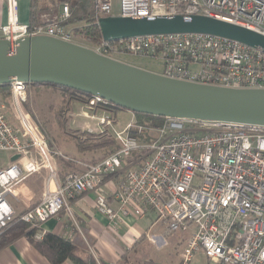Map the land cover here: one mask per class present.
<instances>
[{
    "label": "built area",
    "instance_id": "1",
    "mask_svg": "<svg viewBox=\"0 0 264 264\" xmlns=\"http://www.w3.org/2000/svg\"><path fill=\"white\" fill-rule=\"evenodd\" d=\"M7 3L0 38L49 35L77 42L65 24L70 17L67 3L55 20L45 23L21 22L18 0ZM113 3L95 0L97 20L207 15L264 35V0H119L118 12ZM91 48L121 61L122 54L153 58L161 62V74L176 79L264 88V51L236 39L205 33L151 34L102 40ZM33 87L16 79L8 87L0 85V151L11 157L19 154L0 168V234L12 221L21 220L40 239L46 233L44 223L62 212L75 224L72 201L93 193L96 211L114 228L126 217L154 214L164 225V237L186 234L181 264H189L199 252L210 264H264V125L169 116L153 125L135 116L118 130L108 111L97 117V128L88 131H106L119 147L88 163L57 148L27 109ZM109 103L91 96L86 108L96 111ZM73 162L75 168L61 167ZM40 173L43 187L37 191L26 180ZM146 235L156 244V235Z\"/></svg>",
    "mask_w": 264,
    "mask_h": 264
},
{
    "label": "water",
    "instance_id": "2",
    "mask_svg": "<svg viewBox=\"0 0 264 264\" xmlns=\"http://www.w3.org/2000/svg\"><path fill=\"white\" fill-rule=\"evenodd\" d=\"M104 41L171 33L236 39L264 51V35L207 15L98 20ZM54 84L98 96L132 112L264 125V88H232L168 77L49 35L0 38V85L13 80ZM19 157H11L14 161Z\"/></svg>",
    "mask_w": 264,
    "mask_h": 264
},
{
    "label": "crops",
    "instance_id": "3",
    "mask_svg": "<svg viewBox=\"0 0 264 264\" xmlns=\"http://www.w3.org/2000/svg\"><path fill=\"white\" fill-rule=\"evenodd\" d=\"M18 2L19 20L23 23H27V20L31 21V0H18ZM7 5V0H0V35L1 27L8 19ZM86 107L87 102L70 100L69 115L65 122L77 130L90 133L89 128H97V117L110 110L103 108L92 111ZM93 112L95 117H92ZM119 113L130 114L129 121L135 117L134 112L128 109H118L114 113L115 122ZM61 164L63 170L70 167L68 163ZM38 177L40 185L35 181ZM43 177V173L35 174L26 182L31 186L30 188L41 191ZM94 197L93 193H83L72 201L75 224L65 212H62L58 217L48 219L43 225L44 230L64 238L84 240L94 257L104 264H181L182 251L187 240L186 234L174 233L164 237V225L155 221L154 214L141 219L126 217L118 228H114L108 224L104 215L96 211ZM149 233L156 235V244L147 238L146 234ZM191 259L189 264H210L205 254L201 252ZM0 264H52V262L26 235H21L0 248ZM60 264H74V262L66 259Z\"/></svg>",
    "mask_w": 264,
    "mask_h": 264
},
{
    "label": "rangeland",
    "instance_id": "4",
    "mask_svg": "<svg viewBox=\"0 0 264 264\" xmlns=\"http://www.w3.org/2000/svg\"><path fill=\"white\" fill-rule=\"evenodd\" d=\"M119 0H114L113 10L115 12L119 11L120 5L118 4ZM60 0H38L37 4V15L45 21H48L47 18H54L58 15L59 10L61 9ZM29 20H27L28 22ZM74 39L80 44H86L83 38L78 34H74ZM89 46V47H90ZM120 58L125 62L136 65L138 67L148 69L151 71L161 70V62L149 58L141 57L129 54H122ZM34 87L32 90L28 91V101L26 103L27 109L33 112L35 116L40 120L47 131V135L50 137L51 142L56 144L65 154L70 157L80 159L84 162H95L104 158L108 153L111 147H103L99 149H81L82 146H89L99 141H106L109 139V134L105 132H85L77 130L74 126H70L67 122H63V119L68 118L69 115V101L71 100L70 96L65 95L61 88H56L49 85H41L38 83L33 84ZM85 98V96H82ZM86 99V98H85ZM104 108L110 110L113 114L114 111L108 108V105H105ZM125 109V108H122ZM32 113V114H33ZM61 116V119L58 116ZM130 114L119 113L118 118L115 122V128L118 130H123L126 123L129 121ZM111 137V136H110ZM11 162V153L8 151H0V168L7 167ZM63 166V164H61ZM72 168L76 167L75 162L70 163ZM35 181L40 185V178H36ZM156 255V253H154ZM153 254V255H154Z\"/></svg>",
    "mask_w": 264,
    "mask_h": 264
},
{
    "label": "trees",
    "instance_id": "5",
    "mask_svg": "<svg viewBox=\"0 0 264 264\" xmlns=\"http://www.w3.org/2000/svg\"><path fill=\"white\" fill-rule=\"evenodd\" d=\"M62 4L67 3L70 7V17L67 19L65 24L69 26L71 31L76 35L78 34L83 38V40L96 46L100 44L103 40L102 32L98 25V20L96 16V6L94 5L95 0H60ZM37 4L38 0H31V21L33 23H45V19L40 18L37 15ZM56 15L54 18H47L48 21H53L57 18ZM86 45V44H84ZM88 46V45H87ZM40 85H49L54 86L56 88H61L65 95L70 96L71 100H78L82 102H87L91 95L87 93H82L81 91L60 87L54 84H43L38 83ZM2 86L8 87V84H3ZM82 96H85L83 98ZM108 108L112 109L114 113L118 109H122V107H118L112 103H109ZM136 119L140 121H148L153 125H161L163 123V117L156 115H149L143 113L134 112ZM115 116V115H114ZM61 119V116H58ZM67 119H63V122ZM111 147L109 150V155L111 152L116 150L119 146L118 143L109 136V139L106 141H99L92 145L82 146L81 149H99L103 147ZM106 155V156H107ZM31 225L27 222L21 220H15L9 223L6 227H4V231L0 234V248L9 242L13 241L20 237L21 235H26L29 240L34 244L36 248L43 252L52 262V264H60L64 262L66 259H70L74 262V264H104L98 261L91 251L88 249V246L85 244L82 239H69L64 238L61 235L46 232L42 238L34 239L35 229L30 227Z\"/></svg>",
    "mask_w": 264,
    "mask_h": 264
}]
</instances>
